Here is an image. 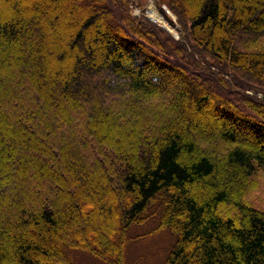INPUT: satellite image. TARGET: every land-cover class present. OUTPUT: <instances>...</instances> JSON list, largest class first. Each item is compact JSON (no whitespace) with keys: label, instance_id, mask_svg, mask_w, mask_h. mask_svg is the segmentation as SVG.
I'll return each instance as SVG.
<instances>
[{"label":"trees","instance_id":"trees-1","mask_svg":"<svg viewBox=\"0 0 264 264\" xmlns=\"http://www.w3.org/2000/svg\"><path fill=\"white\" fill-rule=\"evenodd\" d=\"M6 1L0 264H126L131 227L158 214L163 264H264V207L246 199L264 172V0H157L178 40L131 0ZM64 7L80 15L66 27Z\"/></svg>","mask_w":264,"mask_h":264},{"label":"rangeland","instance_id":"rangeland-1","mask_svg":"<svg viewBox=\"0 0 264 264\" xmlns=\"http://www.w3.org/2000/svg\"><path fill=\"white\" fill-rule=\"evenodd\" d=\"M154 3V6L157 7V11L163 9L167 12L168 16L172 20V24L175 26L173 29L170 25H167L161 17H159L160 21L153 24H156L163 29L167 30L170 35L176 40L180 39L183 36L181 30L183 29L181 23L178 21L177 15L166 5L160 4L157 0H147L143 6H139L135 0H131L129 3V9L131 10V15L133 16V9L132 6L136 4L137 9L144 11L146 10L151 3ZM158 3V4H157ZM9 6L6 0H0V12L4 14H9ZM22 15L23 17L28 20L31 18L30 9L26 6L22 8ZM59 11L62 13L64 12V18L62 24L66 26L70 24L76 23V20H79L80 15L77 13L76 10L71 8L64 7V10L61 8ZM160 15V14H158ZM157 15V16H158ZM134 17V16H133ZM142 18V17H139ZM156 18V17H154ZM162 19V20H161ZM167 22V21H166ZM61 37H52L49 38L53 44L56 46H61L66 44V39H68V33L64 34L61 33ZM51 44H48L46 41L44 43V47H50ZM38 48V46H36ZM69 64L67 65V69L69 70ZM72 66L70 67L71 70ZM105 80H109L110 84L116 83V78L109 73L102 71L101 75L98 77V81L102 82ZM90 83V82H89ZM92 83V82H91ZM91 85V84H90ZM101 87V86H100ZM102 88V87H101ZM225 92V91H223ZM106 98H109L110 94H106ZM260 97L262 95L260 94ZM190 108V107H189ZM188 107L184 110V117L188 119L189 123H193L191 119L192 112L191 109ZM189 111L191 112L189 116ZM189 117V118H188ZM200 124V129L204 130L205 132L213 133L217 135V126L215 125V118L211 115L202 118L201 120L198 119ZM219 147L221 144L218 143ZM250 192H248V199L253 205L257 207H264V172L258 170L254 176L251 178V187ZM94 219H97L94 217ZM160 222V214H158L154 219H151L144 223L143 225H135L131 227L129 231L130 240L126 246V264H163L168 252L170 251L171 247L175 242V235L172 231L168 228L161 229L156 232H152L154 228L158 226ZM72 258L74 263L76 264H107L91 254L83 251L73 252Z\"/></svg>","mask_w":264,"mask_h":264},{"label":"built area","instance_id":"built-area-1","mask_svg":"<svg viewBox=\"0 0 264 264\" xmlns=\"http://www.w3.org/2000/svg\"><path fill=\"white\" fill-rule=\"evenodd\" d=\"M133 14L140 16V15H144L145 17H147L150 21H153L155 23L159 22V15L156 11V9L154 8L153 5H150L146 10L140 12V9H137V7H133ZM158 15V16H157ZM156 17V18H154Z\"/></svg>","mask_w":264,"mask_h":264},{"label":"water","instance_id":"water-1","mask_svg":"<svg viewBox=\"0 0 264 264\" xmlns=\"http://www.w3.org/2000/svg\"><path fill=\"white\" fill-rule=\"evenodd\" d=\"M161 14L165 19H167L170 23H172V20L170 19V17L168 16L165 10L161 9Z\"/></svg>","mask_w":264,"mask_h":264},{"label":"bare ground","instance_id":"bare-ground-1","mask_svg":"<svg viewBox=\"0 0 264 264\" xmlns=\"http://www.w3.org/2000/svg\"><path fill=\"white\" fill-rule=\"evenodd\" d=\"M162 20V19H161ZM162 21H164V20H162ZM167 25H170L173 29H175V26L171 23V24H169L168 22H166V21H164Z\"/></svg>","mask_w":264,"mask_h":264}]
</instances>
